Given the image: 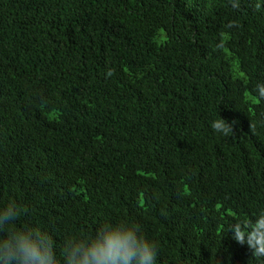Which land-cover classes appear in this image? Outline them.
Segmentation results:
<instances>
[{"label": "trees", "instance_id": "1", "mask_svg": "<svg viewBox=\"0 0 264 264\" xmlns=\"http://www.w3.org/2000/svg\"><path fill=\"white\" fill-rule=\"evenodd\" d=\"M261 80L264 0H0V206L58 250L133 220L158 264H264L229 231L264 215Z\"/></svg>", "mask_w": 264, "mask_h": 264}, {"label": "clouds", "instance_id": "2", "mask_svg": "<svg viewBox=\"0 0 264 264\" xmlns=\"http://www.w3.org/2000/svg\"><path fill=\"white\" fill-rule=\"evenodd\" d=\"M231 7L238 9L240 0H231ZM254 91L264 99V80L257 81ZM233 125L220 115L211 127L227 135L234 132ZM26 212L16 202L0 206V264H158V245L136 221H105L91 236H68L58 250L48 232L31 224L17 225ZM255 223L247 232L239 222L229 231L235 241L248 246L252 257L264 260V215Z\"/></svg>", "mask_w": 264, "mask_h": 264}]
</instances>
